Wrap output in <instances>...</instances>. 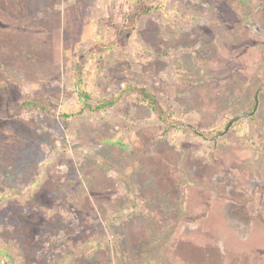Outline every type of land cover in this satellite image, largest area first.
<instances>
[{
	"label": "rangeland",
	"instance_id": "rangeland-1",
	"mask_svg": "<svg viewBox=\"0 0 264 264\" xmlns=\"http://www.w3.org/2000/svg\"><path fill=\"white\" fill-rule=\"evenodd\" d=\"M0 264H264V0H0Z\"/></svg>",
	"mask_w": 264,
	"mask_h": 264
},
{
	"label": "trees",
	"instance_id": "trees-1",
	"mask_svg": "<svg viewBox=\"0 0 264 264\" xmlns=\"http://www.w3.org/2000/svg\"><path fill=\"white\" fill-rule=\"evenodd\" d=\"M139 15V13H136L135 14V17H137ZM78 94H79V96H80V98L83 100V101H85L86 99H88L89 98V96L86 94V93H84V92H82V91H80V92H78ZM144 98H146V99H148V101H149V103H150V108H152V109H156V107L154 106V101H153V99H152V97H151V95L149 94V93H144ZM103 103L101 104V105H98L99 107L98 108H101V107H103ZM84 107H90L89 105H85L84 104Z\"/></svg>",
	"mask_w": 264,
	"mask_h": 264
},
{
	"label": "water",
	"instance_id": "water-1",
	"mask_svg": "<svg viewBox=\"0 0 264 264\" xmlns=\"http://www.w3.org/2000/svg\"><path fill=\"white\" fill-rule=\"evenodd\" d=\"M254 109H255V107H254ZM254 109H253V110H254ZM252 112H253V111L246 112V113H243V114H241V115H238V116H235L234 118H232V119L227 123V125H226L225 129L223 130V132H225V131L229 128V126H230L234 121H236L240 116H249V115L252 114Z\"/></svg>",
	"mask_w": 264,
	"mask_h": 264
}]
</instances>
